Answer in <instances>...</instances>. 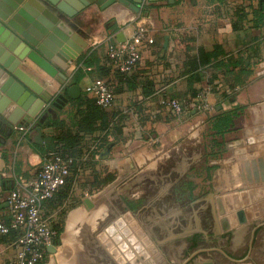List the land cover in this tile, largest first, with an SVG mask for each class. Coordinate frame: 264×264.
<instances>
[{
    "label": "crops",
    "instance_id": "obj_1",
    "mask_svg": "<svg viewBox=\"0 0 264 264\" xmlns=\"http://www.w3.org/2000/svg\"><path fill=\"white\" fill-rule=\"evenodd\" d=\"M54 1L63 3L65 0ZM129 2L136 5L133 0ZM64 5L68 10L76 6L77 1L68 0ZM260 9L258 0H175L174 4L144 0L140 12L121 3L101 10L94 3L70 20L81 34L65 21L55 20L51 12L41 14L38 21L43 26L50 32L59 28L83 53L63 72L66 80L49 76L30 61L23 62L21 69L36 89H30L19 80L29 93L23 94L22 101L31 102L27 109L26 103L7 108V116L13 117L18 126L29 124L25 115L37 108L45 96L49 101L32 119L46 122L50 118L57 119L65 123L66 129L73 126L76 130L74 123L80 115L76 114L73 101L85 94L93 98L86 88L97 79L118 81L116 69L108 58L109 41L124 42L138 28L146 29L155 41L145 48L140 65L130 76L132 88H124L116 94V109L125 116L121 122L122 141L111 144L109 156L88 169L81 183L93 180V172L102 171L115 174V180L103 193L83 198V203L90 199L92 207L86 205L87 210L83 211L85 203L81 204L65 217L60 243L55 253L49 249L43 264H159L155 258L159 248L154 241L159 218L175 223V216L185 213L188 230L193 233V215L206 207L213 213V236L204 232L206 239L212 237L211 243H216L217 239L220 247V236L231 234L234 246L208 249L209 254L203 256L202 264L218 259L221 262L216 264H235L232 260L264 264V19L255 15ZM75 47L71 49L76 51ZM90 52L95 53L94 66H82L81 59ZM206 55L217 57L218 62L225 64L218 70L213 65L204 70V81L194 84L199 94L209 92L211 111L175 114L163 101L184 97L189 108L196 106L199 96L191 98V74L186 73V63L189 58ZM14 59L16 54L0 42L1 63L10 66ZM239 59L253 64V74L233 92L222 80L226 72L235 84L234 76L244 69L239 65L233 67ZM80 67L86 75L78 84H73ZM214 74L219 80L208 84ZM6 77L1 79L0 86ZM71 86H78L81 94L70 99L63 108L55 107L56 100L60 95H67ZM7 105V97L0 94V108ZM237 109L229 132L219 135L211 130L214 117ZM15 126L0 115V142L4 141L0 146V175L7 183V190L0 188V207L16 187L17 179L36 177L44 161L41 150L50 145V136L62 132L59 127L46 125L21 132L14 130ZM38 129L42 131V140L38 139ZM206 144L210 148L208 155L202 150ZM229 151L236 162L222 169V159ZM201 158L204 163L200 162ZM191 170L195 175L207 170L212 174L207 183L195 182L197 189L206 184L207 189L214 191L207 200L192 198L189 190L194 188L190 187L194 181L187 177ZM187 189L190 203L188 207L184 204L181 211L176 202L185 198ZM225 190L245 192L226 197L222 194ZM182 193L184 196L180 195ZM131 203L136 211L125 206ZM160 204L168 210L160 208ZM117 205L126 208L117 214ZM222 206L225 215L221 214ZM158 210H162L164 216ZM244 211L245 221L238 217L239 225L223 230L224 217ZM57 213L51 203L43 206L46 219L54 220ZM0 215L8 218V207L0 208ZM110 227H113L111 233L107 230ZM250 231V247L245 252L242 247ZM10 242L0 240V264H9L15 258Z\"/></svg>",
    "mask_w": 264,
    "mask_h": 264
},
{
    "label": "trees",
    "instance_id": "obj_2",
    "mask_svg": "<svg viewBox=\"0 0 264 264\" xmlns=\"http://www.w3.org/2000/svg\"><path fill=\"white\" fill-rule=\"evenodd\" d=\"M258 1L261 9L259 12L255 13V15L257 14L259 18L264 19V0ZM206 56L207 57L189 58L186 63V73L191 74L189 79V91L192 99L199 96L200 90L194 88V84L202 83L204 81V70L210 68L212 65L217 70L220 69L222 65L225 67V64L217 61V57H211V55ZM81 63L82 66L85 67L94 66L95 53L90 52L85 55L81 59ZM232 65L234 68L238 65L244 68L240 71L241 73L239 75L234 76L235 84H232V80H230V78L226 75V72H224L225 79L222 81L226 86H230L234 92L237 86L239 87L244 85L248 78L253 74V64L245 61L243 62L239 59ZM244 65L249 69L245 68ZM116 73L118 74V81L114 83L109 81V83L115 86V94L124 88L131 89L132 79L130 80L129 77L127 81H123L122 74L118 70H116ZM85 75L86 73L83 68L80 67L76 72L73 84H78L85 77ZM217 76L218 75L214 74L212 78H210V82L208 84L213 83L215 80H219ZM215 88L216 86L213 90H215ZM230 96L231 95L228 94L226 97L229 98ZM172 99L178 100L183 106H188L187 100H185L184 97ZM73 102L75 103V108H77L76 114L80 115L79 120L74 123L77 128L76 130H73V126H68L66 129L64 122H59V120H54L52 118L41 124V126H55L56 128L59 127L62 129L60 134L50 136V145L48 148H44L45 150H41L43 160H46L50 154L61 155L62 157L73 158L74 160L70 169V175L67 177L66 184L52 199L46 202L51 203L58 211L56 215L57 217L54 220L49 219L52 226L57 231L55 239L56 245L60 243L61 234L64 230V219L67 216V212L70 208L74 207L71 202L74 200V198L72 200V196L76 187L80 185L90 187L91 190H96V187H105L115 180V174L102 171L93 172V180H86L81 183L86 171L97 164V162L101 161L100 156L102 152L112 143L117 145L122 141L120 139L122 138L123 133L121 122L125 119V116L116 109V99L114 107L110 110L100 107L94 97L90 98L86 94ZM237 111L238 109L219 114L217 117H214L211 120V130L215 131L219 135H224L229 132L234 124ZM109 138L113 139L110 140ZM92 192H94V190ZM131 207L134 208L133 203H131ZM16 237V233H13L11 235L0 237V240L12 241L16 239Z\"/></svg>",
    "mask_w": 264,
    "mask_h": 264
},
{
    "label": "water",
    "instance_id": "obj_3",
    "mask_svg": "<svg viewBox=\"0 0 264 264\" xmlns=\"http://www.w3.org/2000/svg\"><path fill=\"white\" fill-rule=\"evenodd\" d=\"M66 1L68 0L63 1V3H57L54 0H0V42L16 54V59H14V63L10 66L2 64L0 61V65H3V68L0 66V81L2 78L8 76L6 77V81L0 86V94H4L8 100V105L5 108H0V115L6 117L12 123V126L17 125L18 122L13 117L7 116V108L12 104L24 105L26 103L25 108L27 109V105H30L31 102L28 99L24 102L22 101L23 94L29 93L20 81H23L24 85H27L30 89H36L35 84L27 77L23 69H21L23 62L30 61L49 76L53 78L61 76L66 80L67 77L63 72L67 71L68 67L78 60L83 53L82 49L75 47L73 39H70L59 28H53L50 32L49 28L43 26L38 21L41 14L51 12L56 16L57 19L55 20H63L70 28L78 31L76 25L70 20L76 18L94 3H97L101 10H106L115 3H121L127 7H131L135 12H140L144 2V0H133L136 6L131 4L129 0H76L77 5L67 10L66 5H64ZM151 1L175 3V0ZM79 33L81 34V32ZM74 39L78 40V37H74ZM71 47H75L77 50L73 51ZM80 94L81 90L78 86H71L68 89L67 95H60L54 103V106L63 108L70 99H76ZM42 98L38 107L28 115H25V121L30 123L33 120L32 118L37 117L45 108L49 99L45 96ZM38 132V139L42 140L41 129H38ZM3 144L4 141H1L0 146ZM111 146L109 145L103 151L101 159H106L109 156ZM0 188L7 190V183L2 179L1 175ZM218 200L219 204L222 205V199L219 198ZM84 203L89 207L93 206L90 199H85ZM0 208H3V206ZM221 214L225 215L223 206L221 208ZM238 217L245 221L246 212H240L238 215L230 216V218L224 217L222 219L223 230L226 231L230 227L239 225ZM229 220H231V224ZM107 230L111 233L113 227ZM50 250L52 253H55L56 249L53 247ZM155 258L159 263L163 260L160 253L155 255ZM232 261L235 264H244V262ZM204 264H212V262L208 261Z\"/></svg>",
    "mask_w": 264,
    "mask_h": 264
},
{
    "label": "built area",
    "instance_id": "obj_4",
    "mask_svg": "<svg viewBox=\"0 0 264 264\" xmlns=\"http://www.w3.org/2000/svg\"><path fill=\"white\" fill-rule=\"evenodd\" d=\"M154 43V39L144 28L135 30L124 42L109 41L108 58L112 66L122 74L123 81H127L141 63L145 48ZM86 92L104 109H111L115 105V86L105 79L95 80L86 88ZM208 95V91L200 93L198 103L193 109L170 98L165 99L163 104L177 115L191 111H211ZM43 122L44 120L40 119L32 120L28 125H16L13 128L26 132ZM73 163V158L50 154L43 161L35 178L17 179L16 187L10 191L1 205L3 207L8 205L9 217L0 215V237L13 233L17 235L16 239L10 242L15 250V258L9 264H43L49 249L56 247L57 231L50 220L44 217L43 206L66 184Z\"/></svg>",
    "mask_w": 264,
    "mask_h": 264
},
{
    "label": "flooded vegetation",
    "instance_id": "obj_5",
    "mask_svg": "<svg viewBox=\"0 0 264 264\" xmlns=\"http://www.w3.org/2000/svg\"><path fill=\"white\" fill-rule=\"evenodd\" d=\"M164 202V201H163ZM160 202V203H163ZM163 210H168L163 204H160ZM161 216H164V213H162L160 210H158ZM185 213H178V215L175 216L176 222L171 223L168 219H161L159 218L158 226H156V237L154 239L155 243H157V239L162 238L166 234H180L178 237H182V240L174 241L172 240L171 243L164 245V247L159 248V253L162 256V262L159 264H202L203 258L201 259V256L206 255V251L203 250V247H205L204 243L206 244V239L204 235L203 230H207V228H212L213 226V213L211 211L210 207L206 208H200L196 215H193L194 218H192L191 223L193 224V228L195 232L191 234H186L187 229H189V222L187 219H185L184 216ZM173 224V225H172ZM202 231H197V230ZM165 233V234H162ZM224 239L227 240V243L230 244L231 247L234 245L232 244V235H227ZM209 243V242H208ZM213 245H218V240L216 239V243L212 242ZM250 247V246H249ZM253 246H251V249ZM230 249V247H228ZM242 249V248H241ZM189 255L186 260L182 263H179L177 261V257ZM216 260V259H215ZM159 262V261H158ZM211 262V261H210ZM221 262V260H216V262H212V264H216ZM206 263V262H205ZM204 264V263H203Z\"/></svg>",
    "mask_w": 264,
    "mask_h": 264
},
{
    "label": "rangeland",
    "instance_id": "obj_6",
    "mask_svg": "<svg viewBox=\"0 0 264 264\" xmlns=\"http://www.w3.org/2000/svg\"><path fill=\"white\" fill-rule=\"evenodd\" d=\"M206 132H207V130H206ZM209 147L207 146V144H206V146L205 147H203L202 148V150L203 151H206L207 153H206V155H208V151H209ZM233 153L231 152V151H229V152H226V154H225V159H222L223 161L221 162V166H220V168H224V165H228V167H229V165H233L235 162H236V158L235 157H233V155H232ZM211 160H213L212 158H211ZM226 160V161H225ZM200 162H203V159L201 158V160H200ZM204 163V162H203ZM230 166V167H231ZM204 170V169H203ZM194 173H196V172H193L192 170H191V172H190V175H187V177L191 180V181H194V182H192L193 184H191V186L190 187H194V188H191L190 190H189V192H191V194L193 195L192 196V198L194 197V198H200V199H202V198H204V199H208L210 196H211V194L214 192L213 190H209V189H207L206 187H207V185L205 184V185H203V188L202 187H200L199 189H197L196 187H195V182H199V183H202V182H206L207 183V181L208 180H210L211 178H212V174L210 173V171H208L207 170V172H205V173H203L202 175H195ZM82 185V184H81ZM99 186V185H98ZM97 188H100V189H97ZM104 188H106V186L105 187H96V190L95 189H93L94 190V192H92L93 190H91V188L90 187H84V186H77L76 187V189H75V191H74V193H73V196H72V200H73V198H74V200L71 202L72 203V206H74V207H72V208H70L69 210H68V212H67V215L70 213V212H72L73 210H75L77 207H79V206H81V204H83L84 205V203H83V198L86 196V195H88L89 194V197H91L94 193H103V191H105V189ZM194 189V190H193ZM107 191V190H106ZM243 192H245V191H236V190H225V191H222V194L223 195H225L226 197H230L232 194H235V193H243ZM186 193V192H185ZM104 195H106L105 193H104ZM180 195H182V196H184V194L182 193V194H180ZM187 196H188V189H187V193L185 194V198L184 199H181V201H178V202H176V203H178V207H179V209H181V211H182V208H183V206H184V204L185 205H187V207H188V205H189V203H190V200L188 201V198H187ZM204 203V202H203ZM115 204V203H114ZM124 205H120V206H118L117 205V210H118V213L117 214H119V213H121V212H123L124 211V208H126V207H123ZM125 206H127V208H131L133 211H136V209L137 208H133V207H131V206H129V205H125ZM121 207H122V209H121ZM172 206H170V208H171ZM182 207V208H181ZM87 209H86V205H85V208H84V210L83 211H86ZM76 212V211H75ZM116 213V212H115ZM107 226V225H106ZM191 230V229H190ZM190 230H185L186 231V234H191L192 232L190 231ZM202 231V230H201ZM205 233H206V235L207 236H213V228H207V230H203ZM202 231V232H203ZM162 234H165V233H162ZM178 236H180V234L178 233V234H176V235H172V234H166V235H164L162 238H160V239H157V243H158V246H159V248L160 247H164V245H167V244H169V243H171V241L172 240H174V241H177V240H182V237H178ZM220 236V235H219ZM227 236V234H225V235H222V236H220L222 239H220V241H221V243H220V247L222 248V249H224V248H228V247H230L231 248V246H230V244L229 243H227V240L226 239H224L225 237ZM212 238V237H211ZM211 238H207L206 239V237H205V239H206V244L204 243V245H205V247H203V250H205L206 252V254H209V252H207V250L208 249H210V248H214L215 246H216V248H220L218 245H213L210 241H213ZM250 238H251V231L249 232V234H248V236H247V242H246V244L242 247L243 248V251H247V249L249 248V246H250ZM156 240V239H155ZM82 241H84V239L82 238ZM208 241H209V243H208ZM85 242V241H84ZM227 243V244H226ZM218 246V247H217ZM189 255H185V254H183V256H179V257H177V261L179 262V263H182V262H184L185 260H186V258L188 257ZM246 256V255H245ZM205 257H206V255H205ZM201 258H204V257H202L201 256Z\"/></svg>",
    "mask_w": 264,
    "mask_h": 264
}]
</instances>
